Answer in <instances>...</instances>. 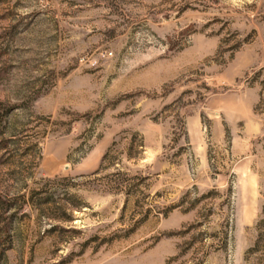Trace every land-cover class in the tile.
<instances>
[{"label":"rangeland","instance_id":"374dc122","mask_svg":"<svg viewBox=\"0 0 264 264\" xmlns=\"http://www.w3.org/2000/svg\"><path fill=\"white\" fill-rule=\"evenodd\" d=\"M0 264H264V0H0Z\"/></svg>","mask_w":264,"mask_h":264}]
</instances>
